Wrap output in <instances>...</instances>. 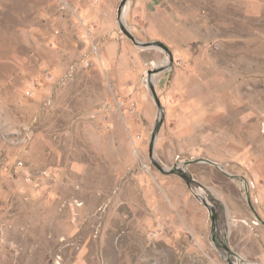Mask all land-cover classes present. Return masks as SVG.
I'll list each match as a JSON object with an SVG mask.
<instances>
[{"label": "rangeland", "instance_id": "obj_1", "mask_svg": "<svg viewBox=\"0 0 264 264\" xmlns=\"http://www.w3.org/2000/svg\"><path fill=\"white\" fill-rule=\"evenodd\" d=\"M120 1L0 0V264H264V0Z\"/></svg>", "mask_w": 264, "mask_h": 264}, {"label": "water", "instance_id": "obj_2", "mask_svg": "<svg viewBox=\"0 0 264 264\" xmlns=\"http://www.w3.org/2000/svg\"><path fill=\"white\" fill-rule=\"evenodd\" d=\"M128 2H129V0H121L119 5H118V7H117V21H118V25H119L121 31L129 39H131L133 41V43L137 44L140 47H152V46H155V45L162 47L165 51L168 52L169 57L171 59L172 58L171 51H170L169 47L164 42H162L160 40L149 41V42L139 41L124 26V24L122 22V16H123L122 14H123V8ZM149 88L151 90L152 97H153L157 107L159 109H162L160 100H159L158 95L156 93L155 87H154V85L152 83L149 84ZM163 119H164V115H163V113L161 111L160 116H159L158 120L155 122V124L153 126V129L151 131V135H150V139H149V145H148V157H149L151 163L159 171H161L162 173H167V174L172 173V174H176V175L180 176L182 179L185 180V182H186V184L188 186H191V184H195L197 186H200L199 183L197 181H195V179L192 178L191 175L187 172V170L185 169V166L188 165V164L194 163V162H208L210 164L217 165L219 168H221L220 165L217 162L213 161V160H209V159H205V158H199V159H196V160H191L190 159V160H187V161L176 163L173 166L168 167V168L163 166V165H161L154 158L153 150H154L155 139H156V136H157V134L159 132V129L161 127ZM221 170L225 174L230 175L224 169L221 168ZM196 196L207 207V209L209 211V216H210V221H211V233L213 235V237H212L213 241L216 243V245L218 247L223 248L225 251H227L228 254L235 255L236 253L233 252L230 249V247L227 245V242H226V239H225V233L222 234L223 237H221V236H219V235H217L215 233V230H216V220H215L216 211H215V207L213 205L209 204V202L207 201V199L203 195L197 193Z\"/></svg>", "mask_w": 264, "mask_h": 264}, {"label": "bare ground", "instance_id": "obj_3", "mask_svg": "<svg viewBox=\"0 0 264 264\" xmlns=\"http://www.w3.org/2000/svg\"><path fill=\"white\" fill-rule=\"evenodd\" d=\"M127 10H128V3L124 6V8H123V16H122V22H123V24H124V19H125V15H126V12H127ZM150 81H152L153 83L156 81L155 80V75L154 74H152L151 76H150V79H149ZM194 187V186H193ZM194 189V188H193ZM195 193H199V194H201V192H200V190H199V188L198 187H195Z\"/></svg>", "mask_w": 264, "mask_h": 264}, {"label": "crops", "instance_id": "obj_4", "mask_svg": "<svg viewBox=\"0 0 264 264\" xmlns=\"http://www.w3.org/2000/svg\"><path fill=\"white\" fill-rule=\"evenodd\" d=\"M244 184V188H245V190H247L248 189V183H243ZM260 184H264V183H260ZM254 187H255V185H254ZM263 194H264V192H263Z\"/></svg>", "mask_w": 264, "mask_h": 264}]
</instances>
